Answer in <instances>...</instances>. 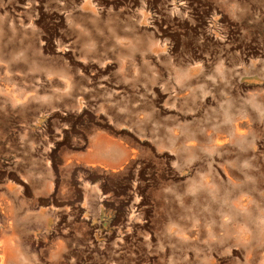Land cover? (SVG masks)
Instances as JSON below:
<instances>
[{"label":"rangeland","instance_id":"1","mask_svg":"<svg viewBox=\"0 0 264 264\" xmlns=\"http://www.w3.org/2000/svg\"><path fill=\"white\" fill-rule=\"evenodd\" d=\"M0 256L264 264V0H0Z\"/></svg>","mask_w":264,"mask_h":264},{"label":"crops","instance_id":"2","mask_svg":"<svg viewBox=\"0 0 264 264\" xmlns=\"http://www.w3.org/2000/svg\"><path fill=\"white\" fill-rule=\"evenodd\" d=\"M94 147V154L104 155L106 158H108L110 155L120 153L122 151L105 136H99L94 142ZM99 149H102L101 154H99ZM125 151L126 150H124V152ZM105 164L109 163L106 162Z\"/></svg>","mask_w":264,"mask_h":264},{"label":"bare ground","instance_id":"3","mask_svg":"<svg viewBox=\"0 0 264 264\" xmlns=\"http://www.w3.org/2000/svg\"><path fill=\"white\" fill-rule=\"evenodd\" d=\"M228 108V107H227ZM225 118V117H224ZM240 128V127H239ZM101 150L102 149H99V154H101ZM229 209H231L230 207H229ZM231 212V211H230ZM233 212V211H232ZM232 212H231V214H232ZM239 217V216H238ZM226 218V217H225ZM152 238V237H151ZM8 251V250H7ZM9 253V252H8ZM1 257V256H0Z\"/></svg>","mask_w":264,"mask_h":264}]
</instances>
